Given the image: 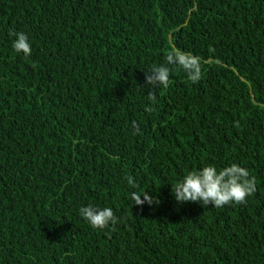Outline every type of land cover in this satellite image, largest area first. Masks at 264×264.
<instances>
[{
  "label": "trees",
  "instance_id": "trees-1",
  "mask_svg": "<svg viewBox=\"0 0 264 264\" xmlns=\"http://www.w3.org/2000/svg\"><path fill=\"white\" fill-rule=\"evenodd\" d=\"M172 48L202 79L146 85ZM233 163L246 204L176 202L187 172ZM89 205L119 223L93 229ZM0 264H264V0H0Z\"/></svg>",
  "mask_w": 264,
  "mask_h": 264
},
{
  "label": "clouds",
  "instance_id": "clouds-1",
  "mask_svg": "<svg viewBox=\"0 0 264 264\" xmlns=\"http://www.w3.org/2000/svg\"><path fill=\"white\" fill-rule=\"evenodd\" d=\"M9 35L16 37L12 46L17 53L22 52L25 56L31 55L32 47L24 32L10 30ZM201 65L200 57L179 48H172L167 52L164 64L154 65L145 73V84L153 88H167L170 84L171 73L177 67L187 74L192 83H198L203 76ZM148 99L155 104L156 93L150 92ZM145 110L152 112L154 108L146 107ZM236 126H239L238 121ZM132 129L134 135L139 133L140 128L136 121H132ZM127 180L130 186L136 187L131 177ZM256 191V177L250 173L249 169L236 163L220 169L207 165L202 169L189 171L182 180L172 185V194L177 203H199L205 208L212 205L217 209L232 204H246L247 198ZM130 195L134 205L143 206L147 203L152 206L160 203L159 199L150 195L148 191L143 193L134 191ZM79 213L93 229H106L110 224L119 223L111 207L96 208L89 205L81 207Z\"/></svg>",
  "mask_w": 264,
  "mask_h": 264
}]
</instances>
